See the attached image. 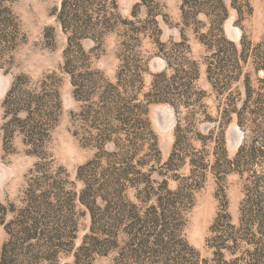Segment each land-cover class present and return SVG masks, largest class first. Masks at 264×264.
I'll use <instances>...</instances> for the list:
<instances>
[{
  "label": "rangeland",
  "instance_id": "374dc122",
  "mask_svg": "<svg viewBox=\"0 0 264 264\" xmlns=\"http://www.w3.org/2000/svg\"><path fill=\"white\" fill-rule=\"evenodd\" d=\"M114 1L115 10L107 4L110 21L106 30L98 29V41L82 42L86 71L141 104L155 143L147 137L129 144L126 130L114 134L116 123L113 129L93 124L92 113L84 120L89 106L97 109L98 92L86 100L77 83L84 70L72 69V77L64 71L61 0L1 5L15 39L0 59V255L8 245L18 264H264V0ZM221 5L226 18L220 24ZM178 58L190 64L185 70L192 68L184 98L176 92L183 73V80L171 79ZM39 98L49 100L41 109L47 118H39L34 105L28 108ZM24 108L37 125L34 142L22 123L27 112L14 115ZM102 135L119 139V147ZM120 164L129 173L124 219L115 229L100 221V230L116 237L100 250L86 241L89 252L75 263L90 228L77 173L88 166L82 177L94 176ZM53 182L66 195L73 227L64 229L50 260L36 251L26 254L35 240L23 244L17 257L9 224L19 219L33 190L47 191ZM106 203L98 205L100 213ZM130 210L136 219H128ZM160 227L164 237L155 243ZM130 231H139L138 237L126 236Z\"/></svg>",
  "mask_w": 264,
  "mask_h": 264
},
{
  "label": "trees",
  "instance_id": "16d2710c",
  "mask_svg": "<svg viewBox=\"0 0 264 264\" xmlns=\"http://www.w3.org/2000/svg\"><path fill=\"white\" fill-rule=\"evenodd\" d=\"M5 1L11 0H0V59L2 58V51L13 44L15 39L13 37L15 27H13L11 23L9 12L1 6ZM140 1L141 4H145L144 2L147 0ZM107 4L115 10L114 0H61L57 21L62 32L66 35V48L63 52L64 71L72 77V69L84 70L83 73L79 74V82L77 83L79 84L78 87L80 89L86 90L83 91V94L86 95V100H90L91 96L98 92L97 109L93 111L92 106H89L87 111L82 113L85 121L88 122L89 116L92 113L93 124L95 122H100L104 125V129H113L112 125L113 123H116V127L118 128L116 131H113L114 134H118L121 131L124 132V130H126L127 133H125L124 136L129 144L144 143L146 142L147 137H152L155 143V139L151 134L149 123L145 118V110H143L141 104L137 103V100L132 96L117 93L115 88L112 86L114 88L113 91L110 84L107 86L101 85L99 80L95 79V74L93 72L86 71V63L88 59L86 53L83 51L82 42L84 40H90L96 43L98 41L96 35L100 33L98 29L103 28V30H106L108 27L110 18L106 17V9L108 7ZM221 8L224 10V16L220 20V24L226 18L225 9L222 5ZM94 11L96 12L95 16H93ZM110 17L117 20V16L114 14L110 15ZM11 30L12 32H10ZM218 32L220 35L222 34L220 28H218ZM132 40L133 37H128L126 43L130 44ZM221 40L225 42V39L221 38ZM124 46L127 50L131 51L130 46ZM177 60L179 61V64L177 65V69L173 70L174 74L171 79L174 81L183 80L178 77L181 73H183L184 80L181 83L176 84V92L179 98H184L187 93V87L185 84L187 83V80L190 79L189 73L192 68L185 70V66L190 64L185 63L183 59L178 58ZM191 67H194L193 64ZM162 77L165 79L164 76ZM72 84L73 86H76L74 81ZM117 85L125 92L127 91L124 86L118 83V80ZM14 87L15 84L13 83L11 90L8 92L4 100L5 105L8 98L12 95ZM155 93L160 94V92ZM150 94H152V91ZM148 96L149 95H147V97ZM48 102V99L44 100L43 98H39L30 104L28 103V108L34 105L37 116L41 119L47 118L48 115L46 113H42L41 109L45 107ZM152 102L168 104L175 110L179 106L170 103V101L166 99H154ZM22 111L25 113L27 112V117L24 121H22V123L25 122L23 126H29V128H31L28 136L31 139V142H34L32 141V136H34L32 131L36 130L37 125H35V123L30 124V118L28 116L29 111L26 108L16 109V113L14 115ZM101 139L111 142L113 147H119V139H110V136L108 135H102ZM41 140L42 137L39 135L35 142L39 144ZM122 151L123 148H119V152ZM124 154L125 152L121 153L120 157H123ZM85 168L83 167L79 169V172L77 173L78 179L82 180L84 186V189L81 191L79 196V202L88 212L90 218V228L88 235L84 237L80 247L73 256L75 263L78 260V257L80 255H85L89 252V249L93 248L94 250H100L102 248H107L106 244L108 243V239L113 241L116 237V233H114L113 230L108 231L109 233L100 230V221L106 219V223L111 226V229H115L117 225L120 224L121 220L124 219V216L120 217L121 212H123V206L121 205L125 201V197L123 195V182H128L129 175L128 170L121 164L117 168H110L109 172L108 170H104L98 175L90 176L87 174L85 177H82V171ZM40 186L41 184H37V187ZM42 189L43 188H37L31 192L32 194H30L29 198H27L28 205L23 209L19 219H15L14 222L9 224V226L13 225L15 230L13 252L16 253L15 255L17 257H20L24 252L22 249L23 244L31 240H35L34 246L29 248V250H26V254L36 251L42 255V260H50V257L54 254L52 249L57 247L58 245L56 246V244L60 243V241L64 238V229L73 227V223H71L69 216L71 215V207L67 202V199H65V193L62 191L61 187H59V183L53 182L52 185L47 187V191H42ZM109 202H112L113 204L109 205ZM101 203L108 204L104 213H100V208L98 207ZM262 214L264 217V208H262ZM127 217L130 220L136 219L131 210L127 212ZM5 230L7 235L9 234L11 240L8 225H5ZM133 232L134 231H130L129 233H126V236L137 238L139 231L136 233ZM164 233L165 231L162 227H160L158 233L154 235V242L160 243L164 237ZM88 240L90 241L89 246L86 243ZM86 246H88L89 249ZM7 247L8 245H5L2 249L0 264H18L15 257L13 260L9 258Z\"/></svg>",
  "mask_w": 264,
  "mask_h": 264
}]
</instances>
